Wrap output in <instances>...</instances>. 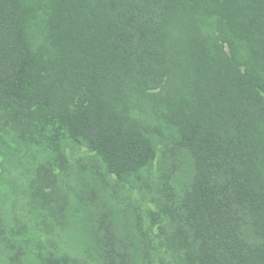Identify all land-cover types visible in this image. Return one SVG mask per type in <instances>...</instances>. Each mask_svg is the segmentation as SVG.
Wrapping results in <instances>:
<instances>
[{"label":"trees","instance_id":"16d2710c","mask_svg":"<svg viewBox=\"0 0 264 264\" xmlns=\"http://www.w3.org/2000/svg\"><path fill=\"white\" fill-rule=\"evenodd\" d=\"M76 146L147 193L170 264H264V0H0V170L25 174L4 216L87 214L66 264H139V216Z\"/></svg>","mask_w":264,"mask_h":264},{"label":"rangeland","instance_id":"374dc122","mask_svg":"<svg viewBox=\"0 0 264 264\" xmlns=\"http://www.w3.org/2000/svg\"><path fill=\"white\" fill-rule=\"evenodd\" d=\"M68 154L74 166L81 167L83 164L90 169L89 172L97 170L98 175H86L85 178L96 185L103 199L109 201L110 205L118 203L117 206L124 210V207L130 208L121 214L125 222L137 225L131 215L139 216L140 231L148 242L147 257L143 258L144 263L141 260L139 264H170L168 246L157 235V225L150 226L147 219L148 209L151 207L147 193L130 191L127 185L118 186L114 176L107 174L101 160L84 146H76ZM7 174L6 176L0 170V264H66L80 258L88 242L87 214L62 215L55 212L52 215L47 210H42L39 203L32 201L27 206L22 203L26 209L20 213H24L25 217L23 228L18 223L20 214L8 213L7 219L2 209L9 211L14 206L19 197L11 192L9 186H24L25 174L23 171ZM60 185L64 187L65 183L61 182Z\"/></svg>","mask_w":264,"mask_h":264}]
</instances>
